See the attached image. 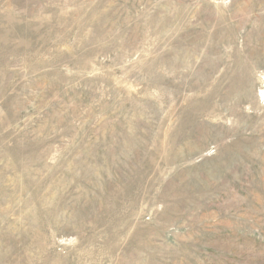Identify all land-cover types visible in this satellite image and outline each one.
<instances>
[{"label":"rangeland","instance_id":"rangeland-1","mask_svg":"<svg viewBox=\"0 0 264 264\" xmlns=\"http://www.w3.org/2000/svg\"><path fill=\"white\" fill-rule=\"evenodd\" d=\"M0 264H264V0H0Z\"/></svg>","mask_w":264,"mask_h":264}]
</instances>
